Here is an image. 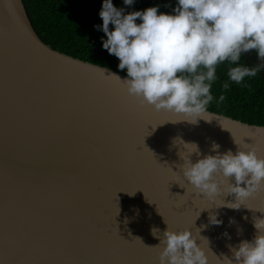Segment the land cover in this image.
Returning a JSON list of instances; mask_svg holds the SVG:
<instances>
[{
	"label": "water",
	"instance_id": "obj_1",
	"mask_svg": "<svg viewBox=\"0 0 264 264\" xmlns=\"http://www.w3.org/2000/svg\"><path fill=\"white\" fill-rule=\"evenodd\" d=\"M110 74L127 79L51 48L22 0H0V264H158L153 229L167 227L197 236L208 264L233 259L264 218V182L239 209L216 207L180 166L213 143L235 154L256 141L264 157V126L157 111ZM228 182L216 202H235Z\"/></svg>",
	"mask_w": 264,
	"mask_h": 264
},
{
	"label": "clouds",
	"instance_id": "obj_2",
	"mask_svg": "<svg viewBox=\"0 0 264 264\" xmlns=\"http://www.w3.org/2000/svg\"><path fill=\"white\" fill-rule=\"evenodd\" d=\"M123 3L131 6L133 0ZM99 17V30L107 37L102 47L117 57L118 68L127 72L124 80L115 74L107 77L121 82L141 105L183 114L193 123L213 101L211 89L220 64L236 65L227 71L236 84L256 77L264 68V63L256 67L239 64L241 55L252 50L264 61V0H177L172 14L159 12L157 6L125 14L112 0H103ZM228 87L225 82L223 88ZM224 99L219 97L221 102ZM235 143L239 146L235 154H221L219 145L213 143L212 151L217 154L205 155L195 163L183 158L180 166L196 193L216 207L239 209L264 182V157L257 156L254 144ZM188 145L192 146L190 153L199 155L196 144ZM229 177L235 182L227 183L225 194H235V202H216L221 184ZM209 223L222 222L210 213ZM253 225L257 229L254 239L231 248L233 259L224 257L222 262L218 260L220 264H264V218L253 217ZM158 232L153 229L159 239L153 246L158 249V264H208V256L189 229L172 231L167 227L162 236Z\"/></svg>",
	"mask_w": 264,
	"mask_h": 264
},
{
	"label": "trees",
	"instance_id": "obj_3",
	"mask_svg": "<svg viewBox=\"0 0 264 264\" xmlns=\"http://www.w3.org/2000/svg\"><path fill=\"white\" fill-rule=\"evenodd\" d=\"M28 19L38 37L51 48L70 56L107 67L127 75L126 70L118 68L119 60L102 47L107 37L99 26V17L103 0H22ZM125 14L143 11L157 6L161 13L172 14L177 0H133L131 6L123 0H112ZM139 19L137 23H139ZM110 30L113 26L109 25ZM264 63L258 59L255 50L241 55L240 65L256 67ZM231 65L227 61L217 67V80L212 85L213 101L207 110L241 120L243 122L264 126V68L256 77H246L236 84L227 76ZM229 84L228 89L223 84ZM225 99L221 102L219 97Z\"/></svg>",
	"mask_w": 264,
	"mask_h": 264
},
{
	"label": "snow or ice",
	"instance_id": "obj_4",
	"mask_svg": "<svg viewBox=\"0 0 264 264\" xmlns=\"http://www.w3.org/2000/svg\"><path fill=\"white\" fill-rule=\"evenodd\" d=\"M255 141V140H254ZM256 143V141L254 142V144Z\"/></svg>",
	"mask_w": 264,
	"mask_h": 264
}]
</instances>
